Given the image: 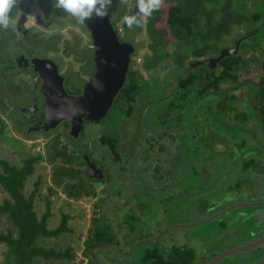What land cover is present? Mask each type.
<instances>
[{"label":"rangeland","instance_id":"obj_1","mask_svg":"<svg viewBox=\"0 0 264 264\" xmlns=\"http://www.w3.org/2000/svg\"><path fill=\"white\" fill-rule=\"evenodd\" d=\"M28 1L30 0H20V5L26 7ZM36 1L39 3V0ZM262 1L263 0H237L233 8L244 15L251 16L257 9H264L261 7L263 5ZM42 2L45 4L46 7H44L46 10L48 6H52V0H46L45 2L41 1V3ZM112 5L117 7L119 13H127L131 7H133L134 0H128L126 4H121L119 1L116 2V0H112L111 6ZM208 7L211 8L212 6L208 4ZM159 9L167 12L168 5L163 1ZM59 11L60 10H56V13ZM30 14L31 20L27 27L32 25L33 30L31 34L36 33L40 38H48L51 35L62 32L65 37H67L66 31L72 29V18L68 15L61 16L60 25H63L61 28L56 25L47 29L48 27L46 26L49 19H44L43 25H40L36 21V16L38 15L37 8L31 10ZM138 19L140 20V26H133L130 30L137 48L136 71H138V77L143 80L145 85L148 84L149 87H151L155 85V75L157 76V81L165 84V87L157 86V88L152 90V93L146 86L145 90H142L143 94H148L147 96L153 95V97H144L143 107H148V110L143 117L145 119V124L142 137L138 142L139 130L142 129V124L139 122L138 124L136 123V171H134V174L136 175V188H141L143 193L138 198L145 200H141V204L135 209L131 208L132 206L136 207L133 200L129 202L130 209L126 208L128 205L124 202V208L122 209L126 213L125 222L130 228H135L136 236H142L146 239H151L154 232L156 230L157 232L160 231L163 227L164 229L162 232H166L169 228L167 225L170 223L172 229L169 231V234L171 235H167L161 241L159 250H161L164 255H168L169 249H171L173 245L187 246L193 248L197 255L194 264H204L214 254L219 252V254H221V252L224 253L232 247H242L245 243L254 241L258 239V236L264 234V191L257 192L256 190L252 192V189L254 190L256 184H258L256 181L257 179L259 180V184L264 186V129L262 128V121L258 117L261 116V114L255 107V102H257V94H255L256 88L254 85H251L252 90L250 92L248 89L249 86L243 85L244 87L237 86V90L231 91L229 86L225 85L222 92L213 97L209 96L196 99L192 94L184 97L183 93L177 89L176 76L173 75V72L175 71L178 76L179 71L182 70L185 65L196 60L192 55H185L187 57L185 60L183 58H177L181 52L187 54L188 50L186 48L190 46L185 48L170 36H166L167 46L163 54H166L167 58L163 64L159 66L160 70L155 71L154 68H144L147 61L146 58L149 57L153 59L154 56L148 47L149 36L147 34L144 18L143 16H139ZM165 22V18L161 17L158 26L167 29ZM198 22L200 28L204 30L206 18L200 17ZM122 24V21L118 22L119 27H121ZM258 24L259 23H254L253 27L258 26ZM251 26L252 25L248 22L234 24L231 27V36H223L224 42L221 44V47H231L236 37L246 33L248 27ZM260 27L261 26H259V28ZM259 28L253 30L252 36L243 45L246 47L243 52L245 53V50L248 51L246 54L248 61L251 57L256 59V63L251 62V67L255 70H260L264 63V29L259 30ZM63 29L66 31H63ZM3 30L4 29H0V35H2V37H4L2 34ZM73 30L74 33L79 32L77 28H73ZM20 38L25 44L24 47L28 49L30 47L28 45L30 37ZM225 47H219L220 51L219 49L218 51L221 52ZM5 52H7V50ZM212 54L213 53L210 54L211 57L213 56ZM215 56H217V54L213 57ZM0 57L5 58L6 54ZM183 63L185 65H183ZM200 72H202V68H196V73ZM12 73L15 74V71H12ZM258 75L261 76L259 73ZM18 76L19 77H11L12 79L10 78V80L4 81L3 87H0V98H3V100L5 98L17 99V101L11 105L9 100H7L8 109L6 113H0V160H7L11 162V164L20 166L25 159L37 155L38 151L41 150L38 155L43 158L37 163L34 175L27 181L25 192H27L26 194L30 193L35 187L34 184L39 182L41 197H36L34 202L35 211L39 220H41L43 215L47 212L46 201L49 200L52 217L48 220L47 226L50 229L57 228L60 226L62 215L68 213L71 217L69 226L72 228V232L62 234L58 238H41L37 241V246L46 249L54 248L62 251L70 247L73 249L72 253L74 257H77L76 259L74 258L76 264H89L85 242L88 238L89 229L94 227L95 223H93V221L95 219H97L98 229L105 228L103 219H98L97 217L100 209L107 201H110L105 200L106 198L104 199L105 193L103 192L107 189L108 185L106 184L104 186L98 183L93 186V190L97 194L96 199L87 193L88 190H86V188L85 191L81 189L83 193L80 199L82 200L77 201L73 198H69L68 188L57 187L54 184L52 177L55 167H52L51 163L62 162L66 164L67 161L57 159L48 162V158L45 159L44 151L41 149L47 144V139L43 136L36 135L33 141H29L24 136L26 134V128L21 123L24 121L21 120L24 111L22 109L21 111L19 110L21 105H26L28 87L32 85L33 81L27 74H20ZM241 76L245 77L244 74ZM13 83L15 85H20L23 90L15 89L12 86ZM230 85L236 86L231 83ZM25 89H27L26 92ZM162 93L163 95H161ZM176 93H178V95H176ZM158 95L161 96L159 97ZM233 97L236 99L231 100ZM4 104L6 103L4 102ZM158 110L160 112L166 110V113H160ZM116 122L117 119L114 120V123ZM120 123L117 124L119 125ZM212 131H216L217 134ZM53 135L55 134L51 136ZM242 143H245L246 146L243 149L238 147L239 144ZM245 153H247V156ZM249 155L250 157L248 158ZM137 159L143 164L138 162L137 165ZM248 159L252 161H250L251 165L245 172L238 168L236 169L240 163L248 162ZM144 164L145 167L143 168L142 166H144ZM165 164L168 165V168L165 167ZM224 165H235V174L232 173L230 176L231 178L226 180V187L228 184H231V188L227 191L230 193L235 192L233 195L242 194V190L245 192H256L257 194L255 193L252 198L250 197L247 200H245V198L243 199V201L246 202L254 198L256 201L253 203H246L250 208L241 211H228L223 214L224 216L222 217H215V219L212 217V219L209 220V217L204 218V216L210 215L214 211L215 206L219 204L215 205L214 202L201 205L196 201L194 195H196L199 189L201 190V197L213 195L218 189H222L221 186L218 189L217 187L212 188L213 186L211 184L215 183L214 186H217L216 182H213L212 176L214 178L219 177L221 173L225 172ZM78 166H80V163H75L74 166L66 167L74 169L77 174L76 169ZM140 167H142L141 171ZM216 168L218 169L217 171ZM203 169L205 170L202 177L205 180H200L201 185H199L196 179H201V171ZM144 170L146 172H143ZM208 170L212 173L210 177H206L205 175L206 172H209ZM127 172L129 174L128 169ZM196 172H198V174H196ZM240 172L243 176L241 178H236ZM78 175L74 178L79 177ZM69 185L76 186L73 182L72 184L69 183ZM49 192H51V196L47 198L46 194ZM181 195L183 198L178 200V196ZM218 195H223V193L219 191ZM100 196L102 202L98 200ZM5 197H7V195L2 193L0 189V202H2ZM113 197H111V199ZM185 198L189 200V206H187ZM224 200L234 201L226 197ZM95 204L100 205V207L96 208L97 206H95ZM240 205H244V203H240ZM94 208L99 211L95 213L93 211ZM140 209L147 215L146 220L145 217L141 220L140 214V217L136 216L138 215L136 213H139ZM136 217L139 218V220ZM142 221H144L145 224ZM10 229L17 235V228L12 221L5 215L0 216V233L7 234ZM105 233L109 234L111 238L114 236V232L106 230V228ZM158 235L151 239L153 240L152 242L155 241ZM145 243L147 242L140 241L137 245ZM154 243L153 246L156 245V242ZM145 246L146 245H142L141 247ZM120 248L121 246L119 248L113 246L103 248L99 254H96L100 259V264H140L141 257L145 255L150 246L146 247V249L136 250L133 257L131 256L132 254L123 257ZM102 252L105 253V255L113 256L114 259L112 261H114V263L111 259L104 260ZM123 252L126 251L124 250ZM9 254L11 253L9 252L7 244L0 243V264H9L10 262L11 264H68L66 261L62 262L61 260L44 259L42 257H38L30 262L26 261L29 258H18L19 261L15 259L9 261ZM242 256H244L243 261L249 260L248 264H264V261L259 260L260 257L264 258V249L242 254ZM237 257L235 259H237ZM135 258L136 260L134 261L133 259ZM212 260H209L208 263ZM235 262L236 261L230 263L228 261L223 264H235Z\"/></svg>","mask_w":264,"mask_h":264},{"label":"flooded vegetation","instance_id":"obj_2","mask_svg":"<svg viewBox=\"0 0 264 264\" xmlns=\"http://www.w3.org/2000/svg\"><path fill=\"white\" fill-rule=\"evenodd\" d=\"M41 1L45 2L46 0H39V3L36 0H30L27 2L26 7H23L20 5V0H17L16 6H14L12 8V11H10L9 13L12 22L10 23L9 27L6 30L2 31L3 36L6 37L8 40L7 43H5V46L7 47V50L9 51L8 52L9 58H11V60L9 61L10 65L4 66L3 69L9 68V73L12 74L11 77H19L18 75L20 74H27L30 76V78L33 81L32 85L28 87V92H27L28 98L26 99L27 100L26 105H21V108L19 111H21V109L23 110V107L25 106H29V107L35 106L40 103L39 93L41 92L42 87L44 85V79L41 73L31 71V70H26L22 68L21 66H19L17 64V57H16L17 53H20L21 55L25 56L27 59H38L41 61H46L47 62L46 65L53 64L54 66H56L57 68L56 77H50L52 82H51V87H50L51 92L48 94V97H47L49 100L51 99V100L61 101V99L63 98L56 96L60 93L59 91L64 92V96H66L64 99L66 100H68V98L70 99L81 98L82 96L85 95V88L87 87V85L91 84L94 80L93 69L95 68V65H96L95 55L97 51V45L95 44L91 30L88 28L89 20H87L84 25H79L78 23H76L74 19H71L72 29H69L67 31L63 29V31L67 32L66 33L67 37H65L64 33L62 32V33H56L54 35H51L48 38H42V37L40 38L36 33L31 34L33 30L32 25H30V27H27V25L29 24L31 20V17H30L31 10H33L34 8H37L38 15L36 16V21L40 25H43L44 19H49L48 24L46 26L48 27L47 29H49L52 26H56V25L61 28L63 26V25H60L61 16L67 15L61 11L56 13L57 9H54L53 6H50V7L48 6L46 10L45 4L43 2L41 3ZM118 1L119 0H117L116 2ZM262 3L264 5V1ZM112 6H115V5H112ZM111 7L107 9V16L109 19L110 31L112 33L111 36L113 38L112 39L113 42L115 43V47L123 51L122 55L124 57V62L126 63L124 64L123 62V64L125 65L127 72L125 75L123 86L119 90V92L116 94L113 100V103L108 109L106 115L98 122L85 120L81 124L80 132L76 136L72 134V123L68 120L60 121L59 124H57V126L53 129L44 130L43 128H41L38 131L35 130V128L39 126L40 124L44 123V121L47 118L51 119L50 116L52 115L50 112H49V116H46L45 112L35 113V112H30V111H24V115H22L23 117L21 118V120H24V121L23 122L20 121V122L26 128V132H25L26 134L24 136L29 141H33L34 136L36 135L43 136L45 139H47V144L41 148L44 151L45 159L48 158L47 161L53 158V156L56 153H59V154L63 153L65 154V160L62 159L61 156L59 158H56L55 160L60 159L62 161H67V164H66L67 167L74 166L75 163H80V166H78L76 169V170H79L80 172L78 175L79 177L71 178V179L66 178L65 179L66 182H70L71 184L73 182V184L75 183L76 186H78L80 184V181L84 180V182H86L85 188L86 190H88L87 193H90V196H93L94 199L97 198L96 196L97 194L93 190V186L98 183H101L104 186L106 184L108 185L107 189H105L104 191L102 190V191L105 193V197L103 196L104 199L106 198L105 200H110V201L109 202L107 201V203L100 209V211L96 210L95 208L93 210L95 213L99 211L97 218L103 219L104 227L109 225L111 227L110 231L114 232V236L112 237L113 240L110 241L109 243H104V244L114 243L113 245H109V246H113L115 248H116L115 244L116 245L118 244L119 247L121 246L120 251L123 254L122 255L123 257L129 256L131 254H132L131 256L133 257V255L136 253V250H140V248H142V247H139L140 245H137L140 241L147 242L146 246L153 245L151 244L152 241H150L148 238L146 239L142 236L140 237L136 236L137 234H136L135 228H130L128 224L125 222L126 213L122 209L124 208L123 206L124 202L127 203L128 205V207L126 208L130 209L129 202H132L133 200L136 204V207L132 206L131 208L135 209V208H138L139 204H141V200H145V199L138 198L143 193H142L141 188L139 189L136 188V175L134 174L135 173L134 171H136V123L138 124L139 122L140 124H142V129L139 130L140 133L138 136L139 139L137 140L138 142L140 141V138L142 137V131L144 129L145 119L143 117L146 111L148 110V107L147 108L143 107L144 97H153V95L147 96L148 94L147 95L143 94L142 90L143 89L145 90V86H146V88L147 89L149 88L150 92L152 93V90L157 88V86L165 87V84L157 81V76L155 75H154L155 85L151 87H149L148 84L145 85V83H143V80L139 79L138 71H136L137 48H136V43L133 40L134 37L130 31L131 29H127L124 26L125 24H122L121 27L118 26V22L122 21V19L117 21L116 15L118 17L119 15H122V18L125 15H136L135 13L136 0H134L133 7H131V9L127 13L126 12L119 13L117 10V7H116L115 12L112 13ZM39 9H40V12H39ZM252 17L253 15L251 16V18ZM22 19L24 23L20 25L19 23L21 22ZM248 23L252 25L251 27H248V31L242 35L237 36L236 39L233 41L231 47L228 48V47L223 46L225 47V49L226 48L233 49L236 43L240 39H244L238 51V53L239 52L244 53L243 50L246 49V47H244L243 45L252 36L251 34H253L252 33L253 30L256 28H259V26H261L259 30L264 29V24H262V21L256 27H253V23L251 21H248ZM73 28H77L80 33L79 32L74 33ZM8 31H11L12 34L9 33ZM28 36L30 37V40L28 41V45L30 47L26 49L24 47L25 44L20 37H28ZM251 49H254V48H251ZM245 51L246 52L244 53L245 54L244 56L246 58V54L248 51L247 50ZM219 55L220 53L217 54V56L215 57H218ZM147 62L148 60L146 61L144 68L146 69L154 68L155 71L160 70L159 69L160 65L156 67H151V65L149 64L148 66H146ZM249 62L256 63L254 58L252 57L249 59ZM119 66H120L119 73H121L123 70V65L120 64ZM251 66H252L251 64L248 65L243 70V73L246 77L251 76L253 73H255L257 76V80L255 82H252L253 80L251 76V80H250L251 83L246 84L244 86L248 85L249 86L248 89L251 92L252 90L251 85H254L256 88L255 94H259V89L256 87V84H258L261 80H264V66L262 64L260 70H255ZM49 68L51 71L52 66L49 65ZM187 69L188 68L186 67L182 68V70L179 71L178 76L175 71L173 72V75L176 76L175 77L176 82L178 81V78L184 77V75L188 73ZM210 70L214 71L215 74L219 76L221 73V70H223V67H220L218 65L215 69H210ZM12 71H15V74H13ZM258 73L261 76H259ZM230 83L231 82H229V84ZM136 84L138 85V94L140 96V97H137V99H136ZM177 85H178V82H177ZM12 86L15 89L17 88L19 90H23V88L20 85H15L13 83ZM177 89H180V88L177 87ZM26 90L27 89H25V92ZM231 91H234V90H231ZM191 94L195 96L196 99L198 98L202 99V98L210 96V95L200 96L196 93H191ZM161 95H163V93ZM161 95H158V96L160 97ZM234 99L236 98L233 97L231 100H234ZM7 100H9L10 105L17 101V99L15 98H8V99L5 98L3 102L7 104ZM256 106L257 108H260V107L264 108V99L260 107L258 106L257 102H255V107ZM18 109H19V105H18ZM42 109L45 111L46 110L45 106L44 107L42 106ZM166 110L163 112L166 113ZM163 112H160V113H163ZM258 117L262 121V128L264 129V113H261V116H258ZM115 119H117L116 123H114ZM117 123H120V124L118 125ZM31 129H34V130H31ZM212 132L217 134L216 131H212ZM52 134H55V135L51 136ZM238 147L243 149L246 146H245V143H242V144H239ZM40 152L41 150L38 151V154ZM38 154L35 156H31V157L32 158L39 157V161H40V159H42L43 157ZM245 155L247 156V153H245ZM249 157L250 155L248 156V158ZM137 160H138L137 165H138V162H140V164H143L139 159ZM247 161L250 162L252 160L248 159ZM37 163H35V166H37ZM51 164H52V167H55V168L63 165L62 162L51 163ZM142 167L144 168L145 164ZM142 167H140V171ZM237 168L245 172L244 162L240 163L236 167V169ZM127 169L129 170V174L127 172ZM217 170L218 169L216 168V171ZM143 172H146V171L144 170ZM203 172L204 171H201V177H202ZM232 173L235 174V170L227 174L223 172L221 173L219 177L214 178L212 176L213 182H216V185H217V186H214L215 183H212L211 184L213 186L212 188L217 187L218 189L220 186L222 187V189H218V191L215 194L208 195L206 197H201V190L199 189L196 195H194L196 201L199 202L201 205L214 203V202H215V205L219 204L215 206L214 211L210 215L208 216L205 215L204 218L209 217L210 218L209 220H211L212 217L213 219H215V217L219 218V217L224 216L223 214H225L228 211L230 212L234 210L241 211L246 208H250V206L247 205L246 203L247 202L253 203L256 200L253 198V200L250 199L249 201L245 202L243 201V199L245 198V200H247L250 197L252 198L256 193V192L252 193L253 191H256V190L257 192L264 191V186H261L259 184V180L257 179L256 181L258 184H256V188L254 190L252 189V192H245L242 190V194L233 195L235 192L234 193L228 192L229 191L228 189L231 188V184H228V186L226 187V184H227L226 180L228 178H231L230 176ZM205 175L208 177L212 175V173L209 171L208 173L206 172ZM242 176L243 175H241V172H240L239 175L236 176V178H241ZM200 180H203V178L196 179V181L198 182H200ZM199 185H201V183ZM85 188H83L84 191H85ZM219 191L220 193L222 192L223 195H218ZM46 196L47 197L51 196V192L47 193ZM111 197L113 198L111 199ZM225 197L230 200H234V201L224 200ZM180 198H183L182 195L178 196V200ZM100 199H101V196L98 197V200L99 202L100 201L102 202V199L101 200ZM81 200L82 199H79L77 201H81ZM224 201H227V202H224ZM185 202L187 203V206H189V200L185 198ZM240 203H244V205L246 206L242 207ZM95 206H97L96 208L100 207V205L98 204H95ZM136 214H138L136 216H139V217L141 215L140 217L141 220L143 219V217H145V220L147 219V215L143 212L142 209H140L139 213L137 212ZM93 223L95 222L93 221ZM263 224H264V221H263ZM168 225L170 226V223ZM91 230L92 228L89 229L88 238H90L91 236ZM167 235H171V234H167ZM155 236L153 235L152 239ZM159 238H161L160 235H159ZM263 238H264V234L258 236V239L254 241L245 243L242 247L250 246L252 244L258 243ZM87 239H86V242H87ZM173 241H174V237H173ZM86 247H87V243H86ZM232 248L228 250L236 249V247H232ZM238 248H241V247H238ZM102 249H99L97 253L99 254V252H101ZM263 249H264V243H261L260 245L253 247L249 250L239 251L237 253H233L227 257H224L215 264H223V263H227L228 261L230 263L231 262L233 263L234 261H236L235 264H246V263L248 264L249 260L243 261L244 256H242V254H246V253H250V252H254L258 250L260 251ZM124 250L126 252H123ZM219 253L214 254L212 257H210L209 260L214 259L217 255H219ZM103 255H104L103 256L104 260L111 259L112 261L114 259V257L111 255H107V254L105 255V253H103ZM236 257L237 259H235ZM74 258L76 259L77 257H74ZM74 258L71 260L62 259L61 261L62 262L66 261L68 264H76ZM96 258H98L97 255H96ZM91 259L92 257L90 254V250L89 251L87 250L88 263L94 264L91 261ZM98 260L100 264L101 263L100 259L98 258ZM133 260L135 261L136 258ZM259 260L264 261V258L260 257ZM208 261L205 262L204 264H208ZM112 262L114 263V261Z\"/></svg>","mask_w":264,"mask_h":264},{"label":"trees","instance_id":"obj_3","mask_svg":"<svg viewBox=\"0 0 264 264\" xmlns=\"http://www.w3.org/2000/svg\"><path fill=\"white\" fill-rule=\"evenodd\" d=\"M163 1L168 5L167 12H164L162 9L154 11L145 25L149 36L148 47L154 56L153 59L147 57V60H150L147 62L146 66L150 64L151 67H156L163 64L167 58V55L163 54L167 46L166 36H170L185 48L190 46L186 48L188 50L187 54L181 52L177 58H183L185 60V58H187L186 56L192 55L196 60L190 63H194L202 58L206 59L210 56L208 58L210 59L213 58L215 54H219L221 44L224 42L223 36H231V27L234 24H243L248 21H251L253 25L261 21L262 24H264V9H258L251 18L252 15H244L233 8L237 0ZM208 4L212 7L209 8ZM261 7L264 8V5ZM115 10L116 6H112L111 12L114 13ZM161 17L165 18L167 29L158 26ZM200 17L206 18L204 30L200 28L198 22ZM120 19H122V15L116 18L117 21ZM124 26L129 29L126 25ZM8 32L12 34L11 31ZM7 41L6 37L0 35V56L6 54L5 58L0 57V87H3L4 81L10 80L12 75L9 73L8 67V69H3L4 66L10 65L9 61L11 60L8 56L9 51L5 46ZM6 50L7 52H5ZM211 53H213L212 57L210 55ZM244 55V53L239 52L235 56L227 57L222 60L221 63L218 64L220 67H223L219 76L206 66H198L202 68V72L200 73H196V68L198 67L188 68V73L184 75V77L178 78L177 82L180 88L178 91L183 93L184 97H187V95L191 93H196L200 96H215L222 92L225 85H228L231 90H237V86L244 87L243 85L251 83V76L252 82H255L257 80L255 73L247 77L241 76L244 74L242 71L251 64ZM254 60L256 62V59ZM190 63L187 65L183 63V65H185L184 68L189 67ZM229 82L236 86H231ZM256 87L259 89V94L256 96L258 106L260 107L264 99V80L256 84ZM176 95H178V93H176ZM137 97L140 96L138 94V85L136 84V99ZM7 109V104H4L3 98H0V113H6ZM257 110L260 114L264 113L263 107L257 108ZM60 156L65 160V154L56 153L48 162ZM38 161L39 157H29L23 161L22 165L18 166L11 164V162L7 160H0V189L2 193L7 195V197L3 198L2 202H0V216H7L18 231L17 235H15L11 229L7 234L0 233V243H6L9 247V252L11 253L8 256L9 261L12 259L19 261L18 258H29L26 261L30 262L38 257L44 259L71 260L74 258L72 248H66L62 251L54 248L46 249L37 246V241L41 238H58L62 234L72 232V228L69 226V220L71 219L69 214L62 215L60 226L57 228L50 229L47 226L48 220L52 217L49 200L46 201L47 212L43 215V218L39 220L34 203L36 197H41L39 182L34 184L35 187L30 193L26 194L27 192H25L26 183L29 178L34 175L36 171L35 163ZM66 164L63 163V165L54 168L52 181L57 187L68 188L69 198L79 200L83 193L81 189L85 188L86 182L81 180L78 186L69 185L70 182H66L65 179L74 178L80 172L77 170L76 174L75 170L67 168ZM250 165V162H245L244 169L246 170ZM165 167L168 168V165L165 164ZM196 174H198V172H196ZM137 219L139 220V218ZM96 220L97 219L94 220L95 227L91 230V236L86 242L88 251L100 244L109 243L113 240L109 234L105 233V228L106 230H111V227L107 225L104 229H98ZM159 249V243L155 246H150L145 255L141 258L140 264H194L197 258L193 248L187 246L174 245L169 249L168 255H164ZM9 264H11V262Z\"/></svg>","mask_w":264,"mask_h":264},{"label":"water","instance_id":"obj_4","mask_svg":"<svg viewBox=\"0 0 264 264\" xmlns=\"http://www.w3.org/2000/svg\"><path fill=\"white\" fill-rule=\"evenodd\" d=\"M135 13L136 15L138 13L137 7ZM23 23L24 22L22 19L19 24L22 25ZM88 28L91 30L95 44L97 45V51L95 55L96 59L94 58L96 60V65L93 69L94 80L91 84L87 85V87L85 88V95L81 98H68V100H66L64 99L66 97L64 96V92L59 91L60 93L56 96L62 97L63 99H61V101L51 99L49 100L47 97L51 92L50 87L52 82L50 77H56V66H54L53 64H49L50 66H52L50 71L49 65H46V61H41L38 59H27L20 53L16 54L17 64L19 66L26 70L41 73L44 79V85L41 92L39 93L40 103L35 106L23 107V111H30L35 113L45 112L46 116H49V112L51 113V119L47 118L44 123L37 126L35 130L38 131L41 128H43L44 130L53 129L57 126V124H59L60 121L68 120L72 123V134L76 136L80 132L81 124L85 120L98 122L106 115L108 109L113 103L116 94L122 88L127 72V69L124 65L126 63L124 62V57L122 55L123 51L116 48L115 43L112 40L113 38L111 36L112 33L110 31L108 16L106 15L102 19L93 16L91 19H89ZM243 40L244 39H240L233 49H223L218 57L198 60L194 63H190L188 68L190 69L196 68L198 66H206L210 69H215L218 64L221 63V61L225 58L237 55ZM120 64L123 65V70L121 73H119ZM42 106H45V111L42 109ZM202 171H204V169ZM203 180L205 179L203 178ZM161 234L163 236L165 232H162ZM158 239L159 237H157L154 242H157ZM261 243H264V238L258 243L252 244L250 246L236 248L234 250H228L224 253H221L208 264H215L224 257H227L239 251L249 250L260 245ZM113 244L114 243L101 244L90 249V254L92 257L91 260L93 261V263L99 264V260L96 258V254H98L97 252L99 251V249L106 248L109 245ZM115 246L119 247L118 244H115Z\"/></svg>","mask_w":264,"mask_h":264},{"label":"clouds","instance_id":"obj_5","mask_svg":"<svg viewBox=\"0 0 264 264\" xmlns=\"http://www.w3.org/2000/svg\"><path fill=\"white\" fill-rule=\"evenodd\" d=\"M119 2L126 4L128 0H119ZM162 3L163 0H136L137 15H125L122 18V23L129 29H132L134 25L140 26L138 16H143L146 23L147 19L160 8ZM16 4L17 0H0V29L9 27L12 22L9 13ZM111 4L112 0H52L54 9L67 14L79 25H84L93 16L100 19L104 18Z\"/></svg>","mask_w":264,"mask_h":264},{"label":"crops","instance_id":"obj_6","mask_svg":"<svg viewBox=\"0 0 264 264\" xmlns=\"http://www.w3.org/2000/svg\"><path fill=\"white\" fill-rule=\"evenodd\" d=\"M224 170H226V171H225L226 174H227V173H231V172H233V171L235 170V165H232V166H231V165H226V166L224 165ZM243 206H246V205H242V207H243ZM167 226H169V225H167ZM167 226H166V227H167ZM163 229H164V227L161 228L160 231L157 232V230H156V231L154 232V236L159 234L160 237H161V238L158 239L159 241H157L156 244H158V243L160 244V243H161V240H163V239L166 237V235L169 234V231L172 229V227L169 226L168 230H167V231L165 232V234L162 236V234H161L160 232H162ZM153 231H154V230H153ZM159 235H158V237H159ZM169 236H170V235H169ZM151 239H152V238H151ZM151 239H149V240H150V241H153V240H151ZM151 244H154V243H151ZM139 245H140L139 247H141L142 245H146V243H145V244H139ZM152 246H153V245H152ZM146 247H148V246L142 247V248H140V249H146Z\"/></svg>","mask_w":264,"mask_h":264}]
</instances>
